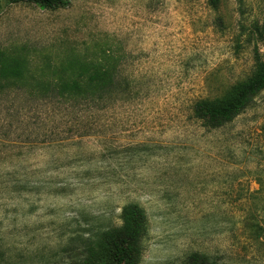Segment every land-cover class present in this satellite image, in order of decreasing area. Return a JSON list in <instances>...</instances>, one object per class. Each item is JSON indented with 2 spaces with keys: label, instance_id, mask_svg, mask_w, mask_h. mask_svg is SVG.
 Masks as SVG:
<instances>
[{
  "label": "rangeland",
  "instance_id": "rangeland-1",
  "mask_svg": "<svg viewBox=\"0 0 264 264\" xmlns=\"http://www.w3.org/2000/svg\"><path fill=\"white\" fill-rule=\"evenodd\" d=\"M68 1L0 0V51L23 49L35 78L106 59L117 85L90 105L4 87L0 264L80 260L128 206L146 216L140 264H264V91L219 129L194 117L264 60V0Z\"/></svg>",
  "mask_w": 264,
  "mask_h": 264
},
{
  "label": "trees",
  "instance_id": "trees-1",
  "mask_svg": "<svg viewBox=\"0 0 264 264\" xmlns=\"http://www.w3.org/2000/svg\"><path fill=\"white\" fill-rule=\"evenodd\" d=\"M7 5L31 4L40 10L68 7V0H3ZM220 0H208L216 8ZM23 49L0 51V94L4 87L23 92L42 101L69 104L102 103L112 95L117 85L116 74L106 59L97 64H73L70 69L59 68L50 77L35 78L28 68L30 61ZM32 82V83H30ZM264 91V60L257 55L256 72L252 78L233 88L230 94L215 101H201L194 106V117L207 130H215L231 122L245 111L253 99ZM121 226L93 236L82 246L80 260L70 264H140L142 239L146 234V216L136 206L121 210ZM201 257H190L188 264H202ZM205 264V263H204Z\"/></svg>",
  "mask_w": 264,
  "mask_h": 264
}]
</instances>
